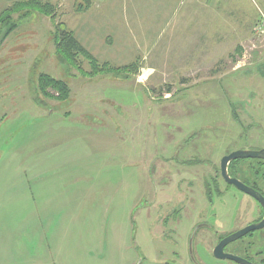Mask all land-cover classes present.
Wrapping results in <instances>:
<instances>
[{
  "label": "rangeland",
  "instance_id": "374dc122",
  "mask_svg": "<svg viewBox=\"0 0 264 264\" xmlns=\"http://www.w3.org/2000/svg\"><path fill=\"white\" fill-rule=\"evenodd\" d=\"M40 1L54 14L14 13L0 44V264H235L213 248L261 209L220 167L264 149L261 0ZM60 23L99 63L137 71L60 63ZM42 73L68 99L42 93ZM229 173L264 179V159Z\"/></svg>",
  "mask_w": 264,
  "mask_h": 264
},
{
  "label": "trees",
  "instance_id": "16d2710c",
  "mask_svg": "<svg viewBox=\"0 0 264 264\" xmlns=\"http://www.w3.org/2000/svg\"><path fill=\"white\" fill-rule=\"evenodd\" d=\"M87 3H90V0H87ZM24 9L27 11L24 15H30L32 11H38L45 15L54 14L53 6L50 3H43L40 0L21 2L15 7L4 10L0 13V44L4 42L10 33H12L20 24V22L14 20L13 14ZM21 18H23V15ZM262 18H264V14ZM54 38L56 43L55 53L59 62L64 65L69 64L76 66L85 75L95 76L98 73L105 71L110 73H131L137 71V63H132L123 67H113L109 63H99L98 60L79 42L74 32L68 30L64 23L57 25ZM80 56H83L89 61L92 68L91 71H85L79 66L78 58ZM38 82L40 91L46 96L50 95L49 89L56 90L58 92L57 98L60 100L68 99L70 95L69 84L62 79H57L48 74L42 73L39 76ZM168 92L171 93L170 88H168ZM238 160L241 159L233 160L229 165L231 166L232 164H235ZM209 194L210 192H208V196Z\"/></svg>",
  "mask_w": 264,
  "mask_h": 264
},
{
  "label": "water",
  "instance_id": "95a60500",
  "mask_svg": "<svg viewBox=\"0 0 264 264\" xmlns=\"http://www.w3.org/2000/svg\"><path fill=\"white\" fill-rule=\"evenodd\" d=\"M244 158H264V149L261 150H251V149H244V150H237L225 155L221 160V175L223 179L230 185L236 186L241 191L251 195L254 197L263 207L264 209V195L260 193L255 188L245 184L239 178L231 176L229 173L228 167L231 161L237 159H244ZM200 225L198 226V228ZM264 227V218L255 224H250L241 230H238L234 233H231L220 240V242L215 246L213 254L216 258L219 259H228L234 261L239 264H252L250 261L246 260L242 256L225 252V247L237 239L243 237L244 235L248 234L251 231L261 229ZM197 228V230H198ZM196 230V231H197ZM194 235V234H193ZM194 238V237H193ZM192 256V255H191ZM193 257V256H192Z\"/></svg>",
  "mask_w": 264,
  "mask_h": 264
},
{
  "label": "flooded vegetation",
  "instance_id": "af4514ba",
  "mask_svg": "<svg viewBox=\"0 0 264 264\" xmlns=\"http://www.w3.org/2000/svg\"><path fill=\"white\" fill-rule=\"evenodd\" d=\"M242 182H244L245 184L255 188L256 190H258L260 193H262L264 195V179L259 178L258 181H256L255 179L251 180V181L246 179V180H242ZM234 187H236V186H234ZM239 191H241V190L239 189ZM241 192H243V191H241ZM243 193H245V192H243ZM245 194L248 195L249 197H251L261 209L260 215L255 217L251 222H249V224H246L245 225V227H246V226H248L250 224L259 223L264 218V209H263L262 205L254 197H252L251 195H249L247 193H245ZM204 226H205V224H204ZM242 228H244V227H241V228L237 229L236 231L241 230ZM232 233H234V232H232ZM246 238H248V240L249 239H253V238L256 239V240L253 239L252 242L249 240L245 244L244 240ZM234 242H237L238 244L240 242H242V245L245 244L244 248L248 247V248H252V249H250V252H247L248 253L247 255H241V254H237V253L232 252L231 250L227 249L228 248V245H227L225 247V252H230L231 251V253H234L236 255L242 256L246 260L250 261L252 264H264V249H263V247L262 248L259 247L262 243H264V227L261 228V229H257V230L251 231L248 234H246L245 236H243L242 238H240V239H238V240H236ZM214 248H213V251H214ZM255 249H260V250H255ZM261 249H263V250H261ZM191 260H192V262L194 264H203L201 262H198L196 260L195 256H193V257L191 256ZM222 260L228 261V259H222ZM206 264H208V263H206ZM235 264H239V263L235 262Z\"/></svg>",
  "mask_w": 264,
  "mask_h": 264
},
{
  "label": "built area",
  "instance_id": "2783aa9c",
  "mask_svg": "<svg viewBox=\"0 0 264 264\" xmlns=\"http://www.w3.org/2000/svg\"><path fill=\"white\" fill-rule=\"evenodd\" d=\"M259 25V30L261 31V27L263 25V32H264V20L262 19V21L258 24Z\"/></svg>",
  "mask_w": 264,
  "mask_h": 264
},
{
  "label": "crops",
  "instance_id": "0c3cea01",
  "mask_svg": "<svg viewBox=\"0 0 264 264\" xmlns=\"http://www.w3.org/2000/svg\"><path fill=\"white\" fill-rule=\"evenodd\" d=\"M261 2L263 3V5H264V0H261ZM262 10H260V12H261Z\"/></svg>",
  "mask_w": 264,
  "mask_h": 264
}]
</instances>
